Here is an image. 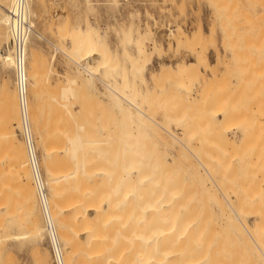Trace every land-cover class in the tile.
I'll return each instance as SVG.
<instances>
[{"label":"bare ground","instance_id":"bare-ground-1","mask_svg":"<svg viewBox=\"0 0 264 264\" xmlns=\"http://www.w3.org/2000/svg\"><path fill=\"white\" fill-rule=\"evenodd\" d=\"M28 1H29L28 10L31 14L32 21L34 22V18L37 15L36 13L37 11L34 8L35 0H28ZM107 1L109 2V4H114V5L116 2H118V0H107ZM13 4H14V0L12 1L11 7L6 8L2 6L5 11L7 10V13H5V11L0 12V16L2 17V20L7 21V24H5L3 30L0 32V40L3 42L6 41V43L8 41L9 27H10V35H11V20L9 15V9L13 8ZM0 5L2 4L0 3ZM66 26L67 25H65V28L67 30L68 28ZM90 26L93 30L94 26L93 25ZM202 29L203 28H201V30ZM34 32H36L40 36H43L41 33L35 30V28L33 29L32 34ZM69 32L72 33L73 29L70 28ZM195 33L196 35H198L196 31ZM195 33L193 35L194 38L191 39L188 38L189 36L185 35V39L187 38L186 39L187 41L189 39H190L189 41L196 40ZM184 34L185 33H183V35ZM132 35L133 34L128 33L126 35L127 39L120 42L123 45L122 57L123 58L125 57L127 60L131 58L130 51L127 49V47L129 45L136 44V42L130 38L132 37ZM106 36H107V32L100 30L99 27L96 26V31L94 35L95 45H96L95 48H94L93 39L90 40V38L87 39V42L83 46V49L81 51L80 48L78 47V44H75L76 42L73 41V43L75 42L74 43L75 45H72L73 48L72 50H70L69 54H67L64 49H61L59 48V46L55 45L56 49L58 51H61L63 54H67L68 57L71 59V61L77 65V67L86 71L87 74H90L92 79L95 78L96 81H100L103 84V86H105L104 87L105 90L104 92L103 91L102 92L103 94H107L108 96L103 98L97 97V100L95 99V101H97L96 104L100 105L99 109L97 108V110L96 109L91 110L90 109L91 105L89 106V104L86 103V100L84 99L77 100L76 93H77L78 79L72 78L71 80H69L70 83L64 84L63 86H61V88L58 86L59 88L57 93L55 92L52 95L48 94L49 95L48 100L55 99V101L59 102L58 104H61L62 107L56 105L53 100H50L52 102L48 101V104L46 102V105L48 106L50 111L45 113L46 105L45 103L42 102L43 93L41 95L40 90L38 89L36 90L35 82L32 80V71L34 70L33 67H35L34 61H36V59L33 58L36 56H34L32 46L30 44L31 37L27 41V45H26L27 75H28L27 90H28V99H29L28 101L29 115H30L31 128L35 136V141L36 139L38 141V144L36 142V145H38L37 148L39 147L41 150V157L39 153V157L41 158L40 164L42 162L46 172V177L44 178V172L42 171L45 182V192H43V194L38 188L35 174L29 159L28 148L25 139L21 134L22 116L20 111L19 92L16 83L14 69L13 72H14V79L16 84L14 88H16L17 90L11 87L5 81L6 80L5 78L3 80L4 82L3 95H4V99H6V102L4 103L6 104L5 106H7L6 117L7 118L9 117L10 122L6 120V122L8 121V124L7 123L3 124V128L5 125L8 126L5 127L2 133H0L1 134L0 143L2 144V145L0 144V148H3L1 154L3 155V152H5V156L7 157L8 155L7 158H5V156L3 157L0 155L2 158V159L0 158V161L3 160V158L5 159V161H7L6 159L9 158L10 161L13 160L16 163V164L13 163L14 165H17L16 168L18 169V171L17 169H13L11 170V172L9 169L7 171L5 170L4 171L5 174L6 172L7 174H9L8 171L11 173L8 175L9 177L12 176V174L18 172L17 175L19 177L17 176L15 177L13 175L14 179L13 177H11V181L14 182V185L16 184L17 186H19L18 184L20 183L21 186H19V188L16 186L13 188V186H10V189L13 188L15 191L17 189L18 191H16V193L21 192L20 194H16V195L18 197H21L19 198L20 201L24 203L27 201L26 202L28 203L27 206H29L28 208H30L31 210L30 213L32 214L30 215L27 214L28 217L31 216L30 219L31 222L29 223L27 222L28 225L29 224L30 225L29 227L25 225L26 228L30 229L31 227L32 236H34V238L40 237L41 239H45V236L47 238L49 237L48 241L51 244V252H52L54 264H55V259H54V253L52 251V244L57 245L58 242L61 243V247H62L63 264H264V202L263 201L259 202L258 201L259 199L258 200L256 199L258 197L257 196L258 192L250 194V197L249 195H247L248 199L245 198L244 200L243 199L244 195L240 194L241 191L238 192L239 189L238 191H236L237 188L234 187L237 185L236 184L237 182L235 183L236 185L234 186H232L234 184L233 182H231L230 184V181H232V179L228 177V174L226 175V172L229 171V173H231L232 170L235 171L236 165L240 167L238 163L240 160L236 162L238 164H235L233 162V159L235 158L229 159L230 156L229 155L227 156L225 153H223L226 150H228L226 147L228 145L229 147L231 146L235 147V149H238L237 150L238 152L240 150L241 154H243L241 149L247 148L246 133L248 132L249 135L250 134L253 135L252 134L253 131L252 133H250V131L251 130L255 131V129H257L256 128L257 126L255 127L253 124L255 128L251 126L250 127L251 130L249 131H247V129L244 130L246 131V133L243 132V134H241V137L238 141L230 137L231 142L226 141L228 142V144L226 143L227 145L221 143L226 146L220 144V146L224 147L222 148V150L224 149L226 150L222 151L219 149V151L220 152L222 151V153L225 154L222 155L223 158L227 156L229 161L228 160L222 161L220 159V157L222 156L218 157L219 151L218 152L215 151L217 154L214 155L211 152L214 150L213 146H212V150H210L211 153L209 154L212 160H207L208 158L206 157H208V155L205 154L206 151H203L204 153L200 152L202 146H204L203 144L207 143V142L205 143L202 142L204 135L202 133L198 135L196 134V132H193L195 133V134L192 133L194 137L191 136L189 138L190 135L186 137V135L190 133L188 132L185 133L186 130L185 128L186 125L184 123L185 119H183L180 116L181 114L179 115L181 117V119L179 120L173 116L175 121H178L176 123L174 122L175 123L174 125L181 127V132L179 131V133L173 131V129H171L172 126L167 128L163 124H161L163 120H161V123L158 124L157 121L160 118L157 119L158 115L156 116L157 119L156 124L163 125L161 127L163 128L164 133L166 132V134L168 135L169 137L168 139H170L171 141V142L169 141L170 143L166 142V144L163 141L164 143L163 147L166 148L164 150L165 151L169 150L170 152V153L167 152V154H165V151H163V155L160 154L162 153L161 149L160 152L158 151L160 146L158 147L155 146L154 150L156 154L158 153V156L161 157V159L159 158L160 160L158 158L157 160L154 157L155 155L153 156V153L152 155L150 153L144 154L147 151V149L145 148H147V146L149 148L150 146V145L146 146V143L144 142L143 145L145 144L144 145L145 148L144 147L143 148L146 150L144 153L140 152L142 150L141 149L139 152L135 151L136 153L135 152L128 153L127 157L126 156L123 157L122 153L120 155L119 152L120 150L116 151L115 153L109 152L110 151L109 146L110 144L112 145L113 139L115 140L117 139V141L118 138L119 140H123V137H121L122 134H124V136H127L128 140L130 139L131 136L128 135L129 134L133 135V132H135L134 129L136 130L137 128L136 126L140 125L137 122L139 118H140L139 121L143 123L144 128L145 126L152 125L151 123L155 124L154 121L156 119L151 117L152 115L151 112H149L150 114H148V112L145 111L146 110L145 107L142 105V103L139 102V99L137 97L138 96L137 92L140 89L145 90V92L149 91L147 89L148 87L150 88L152 82L150 80L154 79L153 81L156 82L157 79L155 80V78L158 75L165 74L168 68H172V67H169L168 64L167 67L165 66L166 63H162L157 73L151 74L150 77H147L146 73L143 74L132 73L129 72L128 70H124L123 73L126 76L125 78L133 79V83H134V84L132 83L133 87L131 88L130 86H127L129 87L130 90L128 89L125 90L124 88L127 79L126 82H124L125 79H123L124 83L122 84L124 85L121 84V86L123 87L120 86L119 82H118V86L120 87L114 85V82L118 77L115 79V81H113V83L109 81L110 83L108 84V81L105 80L109 78L106 77L107 73H104L103 71L108 67H114L118 69V66L110 65L109 57L111 54V50L107 47V42L105 38ZM170 36H174V34L171 33ZM179 37L178 38L173 37V39H175L177 43H181L182 39ZM169 43H172V40H170ZM61 45L63 46L62 43ZM93 53L95 54L94 58H93ZM9 54H10L9 48L5 50H1L0 48V61L4 69H8L13 66L12 57ZM80 54H84L83 57L84 59H86V63L81 62ZM201 58H200L201 62L205 60L204 63H206V65L210 64L208 59V54L207 57L204 58V60ZM93 59L96 60V64L98 68L96 74L91 70L92 67L91 64L93 62ZM182 63L178 65L180 67L177 66L176 72L178 71L182 77L185 76L190 77V74L191 76L193 74L194 77L195 74L199 78L202 77L203 79L201 85L202 88L199 89V91L200 92L203 91L204 93L210 81H208L205 78L206 74L200 69V64L195 62H191V63L186 62V64H183L184 65L183 66L181 65ZM216 64L217 63H215V65ZM211 67H212L211 71L213 69L215 70L217 69L214 68V65H212ZM170 71L171 73L174 72L173 68ZM79 75L82 74L80 73ZM90 76L88 75V77ZM123 76L121 75V77ZM104 77H106V79H104ZM181 80L182 81L180 82L182 86H180L178 89L181 90L182 88L186 92H189L191 90V86L185 83L184 78H181ZM35 81H36V77H35ZM111 84L114 85L115 87L112 86ZM185 84L189 87H186ZM96 86L98 87L97 84ZM39 89H41L42 91L43 88H39ZM106 90L109 91L108 93H112V94L106 93ZM199 91L198 93H200ZM203 93L201 96H203ZM190 94H192V92ZM143 98L141 99V101H143ZM195 98L197 99V97ZM205 98L206 97L202 99ZM78 102H80L79 105H81L79 108L80 112L78 111V107H76L77 105L76 103ZM190 103L192 104V102ZM199 103L201 104L200 101ZM107 104L115 111L116 116L108 112L109 108L105 109L103 107V106L106 107ZM197 105L199 104L197 103ZM201 105L202 107H204L203 103ZM205 108H207L206 105ZM215 112L212 111V113ZM204 113H207V111ZM212 113L210 115L205 114L207 116L205 117L208 120L213 119L215 121L214 118L216 117L210 119V116L212 117L214 115V114L212 115ZM45 114L49 116L48 119L43 118V115ZM154 114L155 113H153L152 115L153 117L155 116ZM172 114L174 113L172 112ZM226 114L227 113H225V115ZM247 114H249V112ZM228 116H232L231 113L230 115L228 114ZM228 116L226 115V118H230ZM111 117H114L116 119V120L114 119L116 122L112 121L114 122V125L111 123ZM117 117L119 118L117 119ZM234 117H235L233 118L234 120L237 119L236 116ZM144 118L147 120L144 121ZM224 118H222V124L219 123L220 125H223L226 121H228L226 119H225L226 121H224ZM220 119L221 118L218 117L216 118L217 123L221 122ZM149 120L150 122H147ZM166 120L168 121V118H166ZM234 120L232 121L231 119V121L235 123ZM126 122L129 123L127 125H131L132 122L133 123L136 122L135 123L136 128L133 129L134 127L133 125H132L133 127L129 126V130L133 131V132L131 131L132 133L129 130L128 132L130 133L128 132L125 133L123 126H125ZM3 123H5V121ZM230 123L231 122H229V125H232V123L231 124ZM143 125L142 126L140 125L142 130L140 126L137 128L139 132L140 130L142 132L135 134L136 140H139V138L144 134L148 135L146 134V132L145 133L143 132L144 131ZM170 125L168 124V126ZM214 125L212 127L214 128L217 127L218 129V124L217 126ZM177 126L176 128H174L175 126L173 127L174 130L178 129ZM223 126H221V128ZM231 127L233 128L234 126ZM18 128L20 130V135L25 143L26 148L24 146L23 141H21V139L19 138L18 132L16 130ZM223 128L220 129L219 126L220 132L222 130V135L224 133ZM227 131L228 128L226 130V133ZM116 132H119L118 135L114 134ZM226 133L224 134L226 135ZM114 135L118 137L115 138ZM138 135L139 137H137ZM196 135H198V137ZM225 135H223L222 138L225 137ZM231 135H233V133ZM143 137L145 136H142V138ZM146 138L147 137L143 139ZM225 138L228 139L227 136ZM133 139H130L132 140L131 141L132 144H134L133 142L136 141V140L133 141ZM193 139L196 141L198 140L199 142L192 143L191 141H194ZM128 140H126L127 144L130 141ZM126 142L124 143L122 142V143L125 144ZM171 145L174 146V149L171 148L172 147ZM257 145L258 143L256 144V147ZM137 146L138 145H136V147ZM118 147H116V149ZM176 147L179 148V150H175ZM237 147H239L240 149ZM253 147L255 148V146ZM121 148L123 149V147ZM130 148H133V145L129 147V150ZM209 148L211 149V146H209ZM181 149L185 151H182ZM184 152H186V154L189 155L188 156L189 158L191 156L192 159L190 158V160H187L188 158L186 159L185 157L187 155H185ZM231 152L229 151L228 153L230 154ZM238 152L237 154L238 156H240L239 155L240 153ZM110 153L114 154V157H111ZM124 153L125 151L123 152V154ZM233 153L235 154L236 152ZM204 154L206 156H204ZM253 154L254 153H250L248 155L247 160L249 158V162L253 161L252 159ZM118 155H120L121 157L118 158L117 157ZM244 155L245 154H243L242 156ZM166 156H168V159L164 160ZM246 156L244 157L246 158ZM151 157L155 159L153 162L154 164L153 167L151 166V163L153 161V159L151 161L150 159ZM231 157H232V153H231ZM9 159H8L9 162L8 164L11 165ZM242 159L240 163H242ZM3 162L4 160L0 162L1 163L0 167H2V169H5L7 163L5 165ZM258 162L260 163L261 160ZM160 163L168 165L169 168L168 170L169 171L171 170V173L168 172L169 174H165L166 171L165 172L163 171L165 168L160 167L159 166ZM256 164L254 165L256 166ZM149 165L151 167H149ZM11 166L13 167V165ZM258 166L260 165L257 164L256 168ZM263 166H264V162L262 161V167ZM14 170L16 172H12ZM258 170L261 171V172L258 171L259 173L261 174L262 172L264 173V168L261 169L258 167ZM0 171L2 173L1 169ZM234 171H232V173ZM234 173L232 175H235ZM3 174L4 173H2L1 177L3 176ZM32 174H33V178H32ZM244 177L243 180L245 182L247 178ZM262 177L264 178V176ZM18 179L20 182L18 181ZM238 179L240 181V177ZM248 179L250 180V176ZM32 180L34 181L35 186L37 188V193L40 201V203L38 204L41 205L43 211V216L45 220V222L43 223L44 224L43 228L41 226L42 223L41 225H39L40 222H42V219L39 222V216L38 214L35 213L36 212L35 207L37 206L36 201L38 200L35 199L36 197L35 196L36 193L34 189L35 186H33ZM263 181L259 182L260 183V185L258 184L259 188L262 185L261 182ZM244 182L241 181V184H243ZM251 182L253 181L251 180ZM249 185L251 186V184H248L247 186L245 185L246 186L245 189H247ZM230 187L231 188L234 187L235 190L234 188L230 190ZM262 193L264 194V191H262ZM21 194L27 200L23 201L22 199L24 198H22ZM7 200H8L7 201V205H8L10 200L9 199ZM17 201L14 202V205L18 203ZM28 208H26V210ZM6 211L7 213H9L8 209ZM6 216L7 215L5 214V217ZM2 217L4 218V216ZM2 222L4 225V222L6 221L4 220ZM11 222L9 221V223ZM2 226L1 228H3L5 225L3 227ZM5 228L8 227H4L3 230ZM32 236L30 238H32ZM63 243L65 245V249ZM38 249L39 248L37 247V250ZM34 253L35 250L33 251V254ZM40 258H41L40 259L41 264H53L49 252L44 253ZM38 264H40V262H38Z\"/></svg>","mask_w":264,"mask_h":264},{"label":"rangeland","instance_id":"rangeland-1","mask_svg":"<svg viewBox=\"0 0 264 264\" xmlns=\"http://www.w3.org/2000/svg\"><path fill=\"white\" fill-rule=\"evenodd\" d=\"M12 1L13 0H0V3L2 4V5H0L1 6L0 12L5 11L3 9V7H6V8L11 7ZM118 3H119V5H118ZM34 8L37 11L36 12L37 15L34 18V23H35L34 28L39 33H41L43 36H40L39 34L34 32L31 36V40H30V44L32 46L34 56H36L33 58V59H36V61H34L35 67H33L34 70L32 71V80L35 82L36 90L37 89L40 90L41 95L43 93V95L45 96L44 97L42 95V100H43L42 102L45 103V105H46V102L48 104V101L53 100V99L48 100L49 99L48 96L54 94L55 92L57 93L58 88L59 87L61 88V86H63L66 83H70L69 80H71L72 78L78 79L77 93H76L77 94L76 95L77 100H79V99L86 100V103H88L89 106L91 105V107H90L91 110H95V109L97 110V108L99 109V107H100V105L96 104L97 101H95V99L97 100V97L103 98V97L108 96L107 94H103V92L105 90V88H104L105 86H103V84L100 81H96L95 78L92 79L90 74H87L86 71L77 67V65L74 64L67 55L70 53V50H72V48H73L72 45H75V44H78V47L80 48V51H81L83 49V46L86 44L88 38H90V40L93 39L94 48H95L96 45H95L94 35H95V31H96V26H97V27H99L100 30L107 32V36L105 38H106V42H107V47L111 50V54L109 57L110 65H113V66L117 65L118 66V69H116L114 67H108L103 71L104 73H107L106 77L109 78V79L105 80V81H108V84L110 82L113 83V81H115V79L117 77H118L117 78L118 81H117V79H116L117 82L115 81L117 83V85L114 82L115 86H118V82L120 83V86L122 83L126 82L127 78H125L126 76L123 73L124 70H128L129 72H132V73H141V74L146 73V76L150 77L151 74L157 73V71L161 67L162 63H166L165 66H167V64H168V66L172 67L173 71H174L171 73L170 70H172V68H168V70L165 72V74H167V75H165V74L158 75L155 78V80L157 79L156 82L153 81L154 79L150 80L152 82H151L150 88L148 87V89H147L149 91L145 92V90L140 89L137 92L138 93L137 97L139 99V102L142 103V105L145 107V109H146L145 111L148 112V114H150L149 112H151L152 115H153V113H155L154 117L151 115L152 118L156 119L157 115H158L157 119L160 118L159 119L160 121L159 120L157 121V119L155 121L152 120L155 122V124L151 123L152 125L145 126V128H144L143 123L139 121L140 118L138 119V121H137L138 124H140L141 126L143 125V128H144L143 132L144 133L146 132V134H148V135L144 134L142 136H145L148 139L147 138H146L147 140L143 139L145 137L142 138V136H141L140 137L141 139L139 138V140L142 142V144H141V142L139 140L135 139V137H136L135 134L142 132L141 126L139 125L141 128V130L139 132V130H137V128L139 126H136L137 128L135 127L136 122H134V123L132 122L131 125H127L129 123L126 122L125 126H123L125 133L128 132L129 126L133 125L134 126V127L132 126L133 129L136 128L137 132L135 129H134L135 132H133L132 130H129L130 132L131 131L133 132L134 136L132 134L128 135V136H131L130 139L134 138L133 141L134 140H136V141L133 142L134 144H132V142H131L132 140L129 139L130 140L129 141L128 137L124 136V134H122L123 136L121 135V137H123V140H119V138H118V141H117V139L116 140L113 139V143L111 142L112 145L110 144V146H109V150H110L109 152L115 153L116 151L120 150L119 151L120 155L122 153L123 157H125V156L127 157L128 153H132L135 151L139 152L141 149L142 150L140 152L144 153L146 151L145 149H147V151L144 154L150 153L152 155V153H153V156L155 155L154 157L156 159L157 158L161 159V157L158 156V153L156 154V152L154 150L155 146H157V147L160 146L158 151L160 152V149H161L162 153H160V154L163 155V151H165L164 149H166L163 147L164 143L166 144V142L167 143L171 142L170 139H168L169 138L168 135L166 134V132L164 133L163 128L161 126L164 125L167 128L172 126L171 129H173V131L179 133V131L181 132V127L174 125L176 122H178V121H175L174 117H176L178 120L181 119V117H182L183 119H185L184 120V123L186 125L185 128H186V130H188V131L185 130V133L186 132L190 133V134L187 133L188 135H186V137H188L189 135H190L189 138L191 136L194 137V135H192L193 132H196V134H198V135L200 133H202L204 135L203 139L201 138L202 142L203 143L207 142V143H205L206 145L203 144L204 146H202L200 152L204 153L203 151H206L205 154L208 155V157H206V158H208L207 160H212V158L209 155L211 152L214 155H216L217 154L216 152H218L219 149L222 150V148H224L223 146H226L228 144V142H226V141L231 142V138L238 141L241 137V134H243V132L246 133V131H244V130H246V129H247V131L251 130L250 127L253 126V124H254L255 127L257 126L256 127L257 129H255V131L254 130L250 131V133H252V131H253V133H252L253 135H251V134L249 135L248 132L246 133L247 134L246 135V138H247L246 139L247 140L246 146H247V148L241 149L242 153L245 154L244 156L247 155L246 158L244 156H242L243 154H241L240 150L238 152L237 151L238 149H235V147H232V146L229 147L227 145L226 147L228 150L224 149L222 151L226 150L223 153H225L227 156L229 155L230 156L229 159L235 158V159H233V162L235 164L239 163V165H240V167L238 165L235 166V171L232 170V171L236 172V173L233 172L235 175H232L233 174L232 171H231V173H229V171L226 172V175L228 174V177H230L232 179V181H230V184H231V182L234 183L232 186L237 184L234 187L237 188L236 191H238V189H239L238 192L241 191L240 194L244 195L243 196L244 200H245V198L248 199L247 195H249V197H250V194L258 192L257 196L259 198L257 197L256 199L257 200L259 199L258 200L259 202H262V201L264 202V194L262 193V191H264V189H262V188H264V181H263L264 178L262 177V176H264V173L262 172V174H263L262 175L261 173H259L261 171L258 170V167L261 169L264 168V166L262 167V161L264 162V0H118V2L115 3V5L109 4V2L107 0H35V7ZM5 13H7V10L5 11ZM245 16H246V18H245ZM251 17H253V18H251ZM248 18H251V19H248ZM5 24H7V21L2 20V17L0 16V32L3 30ZM64 24L67 25L66 27L68 28L67 29L68 31L66 30ZM90 25L94 26L93 30H92ZM201 26H203V27H201ZM8 27H9V24H8ZM200 27L203 29L201 30ZM64 28H65V30H64ZM70 28L73 29L72 33L69 32ZM8 31H9V33H8V41L7 42H9L10 36H11L10 35V27H9ZM195 31L197 32L198 35H196ZM202 31H203V33H202ZM63 32H64V34H63ZM205 32H206V34H205ZM128 33L133 34L132 37H130V38L136 42V44L129 45L127 47V49L130 51V55H131V58L129 60H127L125 57L124 58L122 57L123 45L120 43L121 41L127 39L126 35ZM171 33L174 34V36H170ZM183 33H185V34L183 35ZM194 33L196 35L195 36L196 40L189 41L190 40L189 39L188 40L189 42H188L186 40L187 38L185 39V35L189 36L188 38L192 39V38H194L193 37ZM181 34H182V36H181ZM179 35H180V37H179ZM69 36L72 38H70ZM177 36L182 39L181 43H177L176 40L173 39V37L178 38ZM59 37H61V38H59ZM183 38H184V41H183ZM200 38H201V40H200ZM208 38L210 39L211 42L209 41ZM170 40H172V43H169ZM73 41H75L76 43L74 42L75 43L74 44ZM61 43L63 44V46L61 45ZM5 44H6V41L3 42L0 40L1 50L6 49L4 47ZM55 45L59 46V48H61V49H64L67 54H63L61 51H58L56 49ZM120 49H121V51H120ZM143 50H146V51H143ZM160 50H162V51H160ZM207 53H208L210 60L213 64L206 65V63H204L205 62L204 58L207 57ZM83 56H84V54H80L81 62L86 63V59H84ZM94 57H95V54L93 53V58ZM200 58L204 60V61H202L203 63L201 62ZM198 60H199V62H198ZM186 62L187 63L195 62V63L200 64V69L206 74L205 78L208 81H210V83H211V84L208 83L206 90L204 91V93L206 92L205 93L206 95L203 93V91H201L203 93V96H201L202 93L199 91V89L202 88V86H201L202 81H203L202 77L199 78L196 74H195V77L193 76V74H192V76L190 74V77H188V76L182 77L178 71L176 72L177 66L180 65V63H182L181 65L186 64ZM227 62H228V64H227ZM215 63H217V64L215 65ZM226 64H227V67H226ZM212 65H214V68H217L216 69L217 71L215 69H213L211 71ZM91 66H92L91 70L96 74L97 69H98L97 64H96V60L93 59ZM178 67H180V66H178ZM98 72H99V70H98ZM78 73L79 74L81 73L82 75H79ZM88 75L90 77H88ZM121 75L122 76L124 75V76L121 77ZM215 75H216V78H215ZM34 76L36 77V81H35ZM102 77H103V75H102ZM106 77H104V79H106ZM4 78L6 79L5 81L11 87L14 88L16 86L15 79H14L13 66L8 68V69H4L2 67V64L0 61V133H2L3 130L5 129V127L8 126V125L7 126L5 125L3 128V124H6V123L8 124V121H9V117L8 118L6 117L7 116V114H6L7 113V110H6L7 106H5L6 104L4 102H6V99H4V95H3V93H4L3 92V83H4L3 80H4ZM181 78H184L185 83L187 85L191 86V90L189 92H186L182 88H181V90L178 89L180 86H182V84L180 82V81H182ZM123 79H125L124 82H123ZM134 79H136V78H134ZM81 83H83V84H81ZM132 83H133L132 78L127 79L126 85L124 87L125 90H127V89L130 90L129 87H127V86H130L132 88L133 87ZM138 83H139V80H138ZM96 84L98 85V87L96 86ZM127 84H129V85H127ZM79 85H81V86H79ZM114 85H112V86H114ZM122 85H124V84H122ZM187 85H186V87H189ZM120 86H118V87H120ZM121 87H123V86H121ZM137 87H140V86H137ZM39 88H43L42 89L43 92ZM79 88H81V89H79ZM85 88H86V90H85ZM195 88H196V90H198L201 93V95H200V93H198V91L195 90ZM14 89H16V88H14ZM178 90H180L181 92ZM108 92L109 91L106 90V93H108ZM191 92H192V94H190ZM140 93H141V95L144 96V98H143V96L140 95ZM108 94H112V93H108ZM141 97L143 98V101H141V99H142ZM147 97H150V98H147ZM152 97H153V99H152ZM195 97H197V99ZM204 97H206V98L202 99ZM45 99H46V101H45ZM53 101L55 102L56 105L61 106V104H58L59 102L55 101V99ZM199 101L201 102V104L203 103L204 107H202V105L199 103ZM205 101H206V103H205ZM50 102H52V101H50ZM190 102H192V104ZM79 103L80 102L76 103L77 104L76 107H78V111L80 112L79 108L81 105H79ZM197 103L200 106L197 105ZM205 105L207 108H205ZM101 106H103V105H101ZM103 107L105 109L109 108L108 112H110V114H113L114 116H116L115 111L108 104L106 105V107L105 106H103ZM200 107H201V109H200ZM45 109H46L45 113L50 111V109L48 108L47 105L45 106ZM211 110L213 112H215V111L216 112L212 113ZM206 111H207V113L208 112L209 113L208 114L204 113ZM93 112H95V111H93ZM172 112L174 114H172ZM229 112L231 113L232 116H228V114L230 115ZM237 112L240 114H238ZM248 112H249V114H247ZM211 113H212V115L214 114L215 116L214 115L212 117L210 116V119L214 118V117H216V118L218 117V118H221L220 119L221 122L217 123L218 119L216 120V118H214L215 121L213 119L208 120L206 118L207 116L205 114L210 115ZM223 113H224V115H223ZM225 113H227L226 115L230 118H226ZM171 116H172V118H171ZM224 116H225V118H224ZM234 116H236L237 119L234 120L233 119V118H235ZM43 118L48 119L49 116L45 114V115H43ZM118 118L119 117H117V119ZM166 118H168V121L166 120ZM204 118H206V119H204ZM222 118H224V121L228 120L225 123L223 121V123H224L223 125H225L226 127L219 124V123L222 124ZM114 119H115L114 117H111V123L113 125H114V122H112V121L116 120V119L115 120ZM231 119H232V121L234 120L235 123L232 122ZM258 119H260V120H258ZM6 120H8V121L6 122ZM145 120H147V119L144 118V121ZM161 120H163L162 123H161ZM236 120H237V122H236ZM4 121H5V123H3ZM156 121L158 122V124L161 123L163 125H157ZM201 121H202V123H201ZM254 121H255V123L257 121V123L255 124ZM147 122H150V120ZM229 122H231L232 125H229ZM168 124L169 125L172 124V125L168 126ZM217 124H218V129H217V127H215V128L212 127L213 125L217 126ZM176 126L178 127V129H176L177 131L174 130V128H176ZM208 126L211 128H209ZM219 126H220V129L225 127V128H223L224 133H226V130L228 128L226 135L224 133H223V135H225V137L227 136V138L230 140L226 139L225 137L222 138V136H223L222 130L220 132ZM221 126H223V127L221 128ZM231 126H234V127L232 128ZM161 128H162V130H161ZM130 129H132V128H130ZM145 129H146V131H145ZM16 130L18 132L19 138L21 139V141H23V139L20 135L19 128ZM229 130H230V132H229ZM130 132H128V133H130ZM118 133L119 132H116L114 134L118 135ZM232 133H233V135H231ZM193 134H195V133H193ZM198 135H196V136L198 137ZM228 135H229V137H228ZM248 136H249V138H248ZM116 137H118V136H115V138ZM137 137H139V135ZM259 138H260V140H259ZM221 139L224 141H222ZM126 140L129 141L128 144H127ZM163 141H164V143H163ZM208 141H209V143H208ZM0 142H1V140H0ZM36 142L38 144L37 139H36ZM122 142L123 143L126 142V143L123 144ZM143 142L146 143V146L150 145L149 148H148V146H147V148H145L144 147L145 144L143 145ZM191 142L192 143H198L199 141L194 140ZM23 143H24V141H23ZM155 143L158 145H156ZM221 143H223V144L227 143V144L223 145ZM257 143H258V145L256 147ZM131 144L133 145V148H130V150H129V147L132 146ZM135 144L138 146L136 147ZM220 144L223 146H220ZM214 145H215V147H214ZM24 146H25V143H24ZM171 146H172L171 148L174 149V146L173 145H171ZM209 146H211V149L209 148ZM212 146H213L214 150L210 152V150H212ZM253 146H255V148ZM116 147H118V148L116 149ZM121 147H123V149ZM203 147H204V149H203ZM25 148H26V146H25ZM206 148H207V150H206ZM237 148H239V147H237ZM38 149H39V153H40V157H41V150L39 147H38ZM125 149H127V150H125ZM2 150H3V148H0V155L4 157L5 152H3V155H2L1 154ZM175 150H179V148L176 147ZM124 151H125L124 154H127V155L123 154ZM182 151H185V150H182ZM222 151L218 152L219 153L218 157L225 155L222 153ZM227 151L228 152L232 151L231 152L232 157H231V153L229 154ZM7 152H8V150H7ZM167 152L170 153L169 150H167V151H165V154H167ZM233 152H236L235 153L236 156ZM237 152L240 153L239 154L240 156H238ZM111 153H110V156L114 157V154H111ZM184 153H185V155H187V156H185L186 159L188 158L187 160H190L191 156L189 158L188 157L189 155L186 154V152H184ZM246 153H248V154H246ZM250 153H254V154L252 157L253 161L249 162V158L247 160V157ZM205 154H204V156H206ZM120 155H118L117 157L118 158L121 157ZM260 155L263 157H261ZM1 156H0V158H1ZM227 156L224 157L226 159H224L223 156L220 157V159L222 161H224V160L227 161L228 160ZM251 156H252V154H251ZM7 157H8V155H7ZM7 157L5 156V158H7ZM144 157H147V156H144ZM244 158H245V160H244ZM261 158H263V159H261ZM8 159H6L7 161H5V159L3 158V160H4L3 163L5 165L7 163L5 169H2V167H0V169L2 170V173H4L3 176L1 177L2 173L0 171V194L2 195V196L0 195V225L2 226L3 225L2 221L5 220L6 221V222H4L5 226L4 225L3 226L8 227V228L4 229V230H6V229H8V230L4 231L3 230L4 227L2 226L3 228H1V226H0V235H1V237H0V264H38V262H40V264H41V260H40L41 258L40 257L46 252L50 253L52 263L54 264V260H53V256H52V252H51V244L48 241L49 237L47 238L45 236V239H41L40 237L34 238V236H32L31 227H30V229H28L25 226V225H27L29 227L30 224L28 225V223L31 222L30 221L31 216L28 217L27 214L30 215L32 213H30L31 210H30V208H28L29 206H27V204H28V203H26L27 201L25 203L20 201L19 198H21V197H18L16 195V194H20L21 192L16 193V191H18V190L16 188H15L16 191L13 189L15 186L19 188V186H21V185H20V183L18 184L19 186H17L16 184L14 185V182L11 181V177H13V175L15 177L16 176L19 177L17 175L18 172H16L14 170L12 172H16V173L12 174V176H10V177L8 176L9 174H11L10 173L11 170L17 169L16 168L17 165H14L16 163L12 159L11 160L13 162L10 161V159H9V161H10L11 165H13V167L10 164H8L9 163ZM150 159L152 161L153 157H151ZM167 159H168V156H166V158L164 160H167ZM241 159H242V163L244 161L243 164L240 163ZM3 160H1L0 162H2ZM40 160H41V158H40ZM154 160L155 159H153V161L151 163L152 167L154 166V164H153ZM257 160L258 161L261 160V162H260L261 164ZM254 161H257L258 163L254 162ZM236 162H238V163H236ZM252 162H253V164H252ZM256 163L258 165H260L261 167L258 166L256 168V166H257ZM162 164L163 163H160L159 166L162 168H165L163 170L164 172L165 171L167 172V173L165 172V174L171 173V170L170 171L168 170L169 169L168 165H166V164L162 165ZM254 164H256V166ZM5 165H3V166H5ZM0 166H1V163H0ZM41 166L43 168L44 178H45L46 172H45V168H44L42 162H41ZM151 166L149 165V167H151ZM253 167H254V169H253ZM29 168H30V165H29ZM239 168H240V170H239ZM250 168H251V170H250ZM8 169L10 170V172L8 171L9 174H7V172L5 174V171H7ZM248 169H249V171H248ZM17 171H18V169H17ZM30 171H31V169H30ZM253 171H256V172H253ZM230 174L232 175V177ZM4 175H5V177H4ZM245 175H247L248 177ZM249 176H250V180L248 179ZM255 176H257V177H255ZM259 176H261V177H259ZM233 177H236V178H233ZM239 177H240V181L238 179ZM243 177L247 178L248 180L246 179L244 182ZM32 178H33V174H32ZM261 178H263V179H261ZM13 179H14V177H13ZM19 179H18V181H19ZM251 180L253 182H251ZM241 181H243L244 183L241 184ZM255 181H256V183H255ZM260 181H263V182H261L262 185L259 188V185H260L259 182ZM32 183H33V186H35V183L33 180H32ZM238 183H240V184H238ZM244 184L246 186L248 184H251V186L249 185V187H247V189H248L247 190V189H245L246 186ZM241 185L243 186L244 189L242 188ZM10 186H13V188L10 189ZM234 187H232V188H234ZM239 187L241 188V190ZM232 188L230 187V190ZM34 189H35V193H36L35 199H37L39 201V196L37 193L36 186L34 187ZM256 189H257V191H256ZM234 190H235V188H234ZM2 191H4V192H2ZM242 191H243V193H242ZM14 195H15V197H14ZM5 198H6V200H5ZM22 198H24V199H22L23 201L27 200L23 195H22ZM7 199L10 200L9 204H8L9 206L7 205V201H8ZM2 200H3V202H2ZM12 201H13V203H12ZM15 201L18 202V203H16V205H14ZM38 201H36L37 206L35 207V211H36L35 213L38 214V216H39V222L42 219V222H40L39 225H41V223H42L41 226L43 228L44 227L43 223L45 222V220H44L41 205L38 204V203H40V201L39 202ZM5 203H6V205H5ZM22 207H23V209H22ZM6 208L9 210L8 211L9 213H7ZM26 208H28L27 209L28 211L26 210ZM27 212H29V213H27ZM5 214L7 215L6 217H5ZM2 216H4V218ZM2 219H4V220H2ZM6 219H8V220H6ZM9 221L10 222L12 221V222L9 223ZM8 223H9V225H8ZM2 232H5V233H2ZM28 234H30V235H28ZM31 236H32V238H30ZM63 246L65 249L64 243H63ZM37 247L39 248L38 250H37ZM42 247L44 250L42 249ZM34 250L36 253V254L35 253L34 254L37 257H35L33 254ZM39 252H40V254H39Z\"/></svg>","mask_w":264,"mask_h":264},{"label":"built area","instance_id":"built-area-1","mask_svg":"<svg viewBox=\"0 0 264 264\" xmlns=\"http://www.w3.org/2000/svg\"><path fill=\"white\" fill-rule=\"evenodd\" d=\"M28 0H14L13 8L9 9L11 20V36L9 42L5 44V48H9L10 56L13 61V69L15 71L16 83L19 92L20 111L22 116V130L29 153V159L35 174L36 182L39 190L43 194L45 192V182L43 178V169L40 164L39 150L36 145L35 136L33 134L29 115V99H28V75H27V41L30 39L34 22L28 10ZM4 48V49H5ZM55 264H63V252L61 243L52 244Z\"/></svg>","mask_w":264,"mask_h":264},{"label":"crops","instance_id":"crops-1","mask_svg":"<svg viewBox=\"0 0 264 264\" xmlns=\"http://www.w3.org/2000/svg\"><path fill=\"white\" fill-rule=\"evenodd\" d=\"M207 54H208V53H207ZM208 59H209V63H210V64H213V63L211 62V60H210V57H209V55H208Z\"/></svg>","mask_w":264,"mask_h":264}]
</instances>
